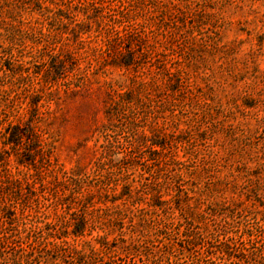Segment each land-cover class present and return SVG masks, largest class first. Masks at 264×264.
Listing matches in <instances>:
<instances>
[{"label": "trees", "instance_id": "16d2710c", "mask_svg": "<svg viewBox=\"0 0 264 264\" xmlns=\"http://www.w3.org/2000/svg\"><path fill=\"white\" fill-rule=\"evenodd\" d=\"M124 1L0 0L9 45L0 62V124L6 123L0 146V264H33L38 258L44 264H107L118 247L114 243L140 252L149 248L152 231L159 236L185 223L203 225L221 212L264 215V68L258 63L264 38L257 39L260 54L246 60V71L232 76L233 86L246 83L243 92L223 101L193 86L181 69L183 63L194 66L199 60L192 54L204 47L228 55L226 46L217 48L214 26V36L203 29L214 15L210 7L196 0ZM159 45L176 66H168L169 54L157 53ZM15 49L26 55L17 57ZM81 59L87 62L83 68ZM107 68L133 73L131 84L121 91L110 88L106 124L88 148L91 172L79 166L64 171L52 164L56 147L40 127L50 112L42 110L58 104L61 92L81 91L89 76ZM24 104L25 122L15 107ZM121 132L127 135L124 143ZM218 135L236 163L231 169L219 157L225 150ZM12 159L17 170L33 172H11ZM224 168L228 174L220 176ZM230 186L246 204L211 200L214 188L224 192ZM246 231L238 238L244 245L253 239V231ZM180 235L198 246L188 229ZM222 244L228 246L224 261L213 264H241L249 256L246 247L236 254L229 241Z\"/></svg>", "mask_w": 264, "mask_h": 264}, {"label": "rangeland", "instance_id": "374dc122", "mask_svg": "<svg viewBox=\"0 0 264 264\" xmlns=\"http://www.w3.org/2000/svg\"><path fill=\"white\" fill-rule=\"evenodd\" d=\"M117 3L120 0H116ZM130 1V0H125ZM199 4L210 7L208 13L214 14L209 16V25L204 27V31L209 35L214 36L210 30L218 32L217 48L226 46L228 55H224L223 52H214L211 48H202L201 53H193L199 61L195 62L194 66L190 63H183L181 69L184 68L185 74L188 75L190 82L193 86H199L207 92L212 94L213 97L219 96L223 99L225 97H231L243 92L245 82L241 81L236 84V87L232 85V76L241 75L246 71V60L250 61L252 55L260 54L257 46V39L264 38V0H196ZM54 8V7H53ZM38 18V15H34ZM28 17H25L27 19ZM80 15L79 20L82 21ZM218 20V22H217ZM1 21V15H0ZM214 24V25H213ZM95 27V24H93ZM217 26V27H215ZM210 43L213 41L209 40ZM216 42V41H215ZM170 46V45H167ZM8 42L6 41L5 31L0 22V62L1 56H3V48H8ZM163 48L161 45L157 47V53L162 55H170L167 57L169 60L168 66H176L170 62L173 56L169 51H161ZM210 49V50H209ZM225 51V50H224ZM230 51V52H229ZM19 49H15L13 53L20 58L22 55H26L25 52L18 53ZM80 52V51H79ZM211 52V53H208ZM264 54V52H263ZM81 55V52L78 56ZM200 55V58H199ZM228 56V57H227ZM18 58V60H19ZM25 64L28 58L20 59ZM174 62V61H173ZM223 62L226 68H222L220 65ZM252 62V61H250ZM86 60L81 59L80 68L86 65ZM258 63L261 68H264V57H260ZM172 64V65H171ZM249 70L252 63H248ZM231 65L233 66L232 68ZM173 69V68H172ZM174 70V69H173ZM133 73L126 72L125 70L110 69L101 70L94 77L89 76L86 79L85 87L78 92L58 94V104L52 103L46 105L42 111L50 112V115L46 118L44 123L40 124L41 129L44 132V138L49 143H53L56 147L55 157L52 159V164H56L58 167L63 168L64 171H69L72 168L79 166L82 169L91 172L92 151H89L94 144L95 139L98 136V129L106 124V102L110 88H116L118 90H125L131 84ZM208 79V80H207ZM239 92V93H238ZM21 119L25 122L28 118L26 104L15 106ZM235 110V109H234ZM4 111H0V122L3 119ZM23 117V118H22ZM10 121L14 120L13 117L9 118ZM185 120V119H184ZM6 127V123L0 124V146L1 136ZM184 125L179 128L184 129ZM175 129L169 128L168 132ZM178 133V131H177ZM126 133L121 132L118 138L123 140L126 138ZM219 143L223 144L224 154L220 153L219 157L222 160H226L230 163V169L235 166L234 159L226 155L228 144L225 145L224 139L221 135H218ZM125 140H123L124 143ZM183 153L180 152V156ZM218 155V154H217ZM132 159H127V165ZM16 163L11 160L10 170L13 173L18 171L27 173L29 170L25 167H19L16 169ZM55 165V166H56ZM239 165V164H238ZM142 166V165H141ZM53 168V167H52ZM57 168V167H56ZM229 168V167H228ZM58 169V168H57ZM229 170L225 168L221 170L220 176L228 174ZM219 176V177H220ZM131 179H135L134 176H130ZM239 185L241 183L239 182ZM261 188L264 198V183L261 182ZM220 189L219 187L217 188ZM231 190H234L233 186H230L227 191H216L214 188L212 201L214 203H221L224 198L229 199L231 202L239 203L244 202L245 196L241 193L234 194ZM246 204V202H244ZM193 226L188 224H182V226H176L173 231H162L159 236L152 231L150 234V242L147 246L149 248H142L140 252H126L121 249V242L114 243V246H118L108 254L111 261H107V264H213V261L222 263L224 261L223 251L228 246L222 244L223 241H229L232 252H237L242 248H247L249 256L244 257L241 264H262L264 256V215L259 211H245L243 213L236 212L233 215L221 212L216 216L207 218L203 225ZM180 228V229H179ZM189 230L192 233L194 240L197 241L198 246L193 247L192 243L184 241L180 235V230ZM246 230L253 231V239L244 245L242 240H238L239 236L245 234ZM128 232V230H127ZM247 232V231H246ZM131 233L128 232L126 236L129 238ZM97 232L93 233L96 236ZM116 234L110 235L109 241L115 240ZM147 239V238H145ZM245 240V239H244ZM166 242L163 245L162 242ZM128 253V254H127ZM238 254V252L236 253ZM236 260H231L228 264H238ZM33 264H44L38 258L33 261Z\"/></svg>", "mask_w": 264, "mask_h": 264}]
</instances>
